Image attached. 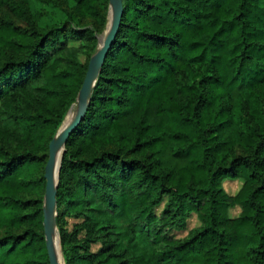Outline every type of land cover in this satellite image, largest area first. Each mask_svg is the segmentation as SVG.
Here are the masks:
<instances>
[{"label":"trees","instance_id":"1","mask_svg":"<svg viewBox=\"0 0 264 264\" xmlns=\"http://www.w3.org/2000/svg\"><path fill=\"white\" fill-rule=\"evenodd\" d=\"M1 1L10 14L0 15V264H50L49 143L110 0H72L49 27L29 0ZM123 5L63 153L65 264H264V0ZM228 179L242 180L235 194ZM194 214L200 224L177 236Z\"/></svg>","mask_w":264,"mask_h":264},{"label":"water","instance_id":"2","mask_svg":"<svg viewBox=\"0 0 264 264\" xmlns=\"http://www.w3.org/2000/svg\"><path fill=\"white\" fill-rule=\"evenodd\" d=\"M123 9V0H110V25L107 31H104L106 32L103 33L104 36L103 34L98 35L97 49L92 54L89 60L86 76L83 81L82 87L79 90L77 100L69 108L70 110L75 107L74 118L71 120V122H69L66 126L61 129V126L65 121L64 118L56 135L49 143V158L45 165L44 172L46 186L43 200V226L50 264H60L55 250L57 237L61 244L56 219L58 215L57 188L59 181V171L61 167L63 153L66 148L67 139L72 130L80 123V121L85 116L87 107L91 100L93 88L96 85L107 53L119 29L123 15Z\"/></svg>","mask_w":264,"mask_h":264},{"label":"rangeland","instance_id":"3","mask_svg":"<svg viewBox=\"0 0 264 264\" xmlns=\"http://www.w3.org/2000/svg\"><path fill=\"white\" fill-rule=\"evenodd\" d=\"M29 1L31 4L30 5L31 11L37 17L38 23L42 27H49L50 25H52L54 23H63L67 19L66 10L69 9L74 3L72 0H29ZM109 12H110V4H109L108 12H107V22H106L105 28H104L103 32L100 33L99 35L106 33L104 31H106L109 27L108 26L109 25V16H110ZM9 14H10V11H9L7 5H5L0 0V15L4 16V15H9ZM87 23H89V21L85 22V24H87ZM18 24H21L22 26L24 25L20 21L18 22ZM103 36H104V34H103ZM69 111H68V113H69ZM65 119H66V117H65ZM240 181H242V180L228 179L224 182V187L228 193L235 194L241 186ZM43 200H44V196H43ZM240 211H241L240 206L232 207L230 209V215L231 216H237L240 213ZM198 224H200V222H199L197 216L194 214L189 219L187 230L178 231V232L174 231V233L177 236L185 235L187 233L188 229H190V228H192ZM58 230H59V228H58ZM61 248H62V245H61ZM64 264H65V261H64Z\"/></svg>","mask_w":264,"mask_h":264},{"label":"bare ground","instance_id":"4","mask_svg":"<svg viewBox=\"0 0 264 264\" xmlns=\"http://www.w3.org/2000/svg\"><path fill=\"white\" fill-rule=\"evenodd\" d=\"M110 21H111V16H109V25H110ZM109 25H108V26H109ZM106 31H107V30H106ZM74 115H75V108L73 107V108L69 111V113L67 114L66 119H65L64 123H63L62 126H61V129H62L64 126H66L69 122H71V120L74 118ZM55 250H56V253H57V257H58L59 263H60V264H64L63 251H62L61 244H60V242H59L58 237L56 238Z\"/></svg>","mask_w":264,"mask_h":264}]
</instances>
